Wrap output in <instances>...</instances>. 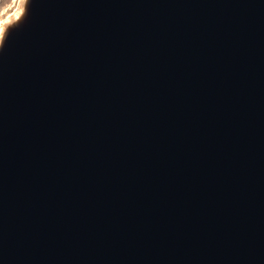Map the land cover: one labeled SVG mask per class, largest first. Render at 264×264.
Segmentation results:
<instances>
[{
    "label": "water",
    "instance_id": "obj_1",
    "mask_svg": "<svg viewBox=\"0 0 264 264\" xmlns=\"http://www.w3.org/2000/svg\"><path fill=\"white\" fill-rule=\"evenodd\" d=\"M0 26V264H264V0Z\"/></svg>",
    "mask_w": 264,
    "mask_h": 264
},
{
    "label": "rangeland",
    "instance_id": "obj_2",
    "mask_svg": "<svg viewBox=\"0 0 264 264\" xmlns=\"http://www.w3.org/2000/svg\"><path fill=\"white\" fill-rule=\"evenodd\" d=\"M18 2L19 0H0V22L17 8Z\"/></svg>",
    "mask_w": 264,
    "mask_h": 264
},
{
    "label": "snow or ice",
    "instance_id": "obj_3",
    "mask_svg": "<svg viewBox=\"0 0 264 264\" xmlns=\"http://www.w3.org/2000/svg\"><path fill=\"white\" fill-rule=\"evenodd\" d=\"M20 3H23V0H20ZM20 14H21V10H17V12L14 13L15 18L19 19L20 18ZM6 22H8V21H5L4 23H6ZM3 33H4V27L0 26V36H2Z\"/></svg>",
    "mask_w": 264,
    "mask_h": 264
},
{
    "label": "clouds",
    "instance_id": "obj_4",
    "mask_svg": "<svg viewBox=\"0 0 264 264\" xmlns=\"http://www.w3.org/2000/svg\"><path fill=\"white\" fill-rule=\"evenodd\" d=\"M4 43V40L3 39H0V46H2Z\"/></svg>",
    "mask_w": 264,
    "mask_h": 264
}]
</instances>
